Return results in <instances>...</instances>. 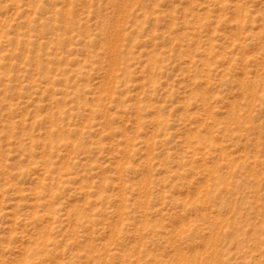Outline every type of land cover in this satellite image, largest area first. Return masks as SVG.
Returning <instances> with one entry per match:
<instances>
[{
    "label": "rangeland",
    "instance_id": "obj_1",
    "mask_svg": "<svg viewBox=\"0 0 264 264\" xmlns=\"http://www.w3.org/2000/svg\"><path fill=\"white\" fill-rule=\"evenodd\" d=\"M0 264H264V0H0Z\"/></svg>",
    "mask_w": 264,
    "mask_h": 264
}]
</instances>
